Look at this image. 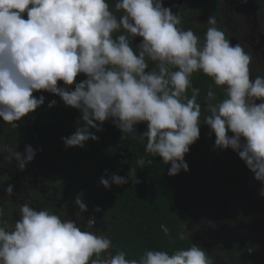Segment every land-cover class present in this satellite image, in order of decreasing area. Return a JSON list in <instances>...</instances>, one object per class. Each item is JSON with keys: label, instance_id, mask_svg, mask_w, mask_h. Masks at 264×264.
Instances as JSON below:
<instances>
[{"label": "clouds", "instance_id": "9594fccd", "mask_svg": "<svg viewBox=\"0 0 264 264\" xmlns=\"http://www.w3.org/2000/svg\"><path fill=\"white\" fill-rule=\"evenodd\" d=\"M164 3L115 0L113 10L108 0H0V120L17 128L45 102L33 93H51L81 113V125L62 138L66 148L97 141L95 132L111 121L122 140L127 135L146 142V153L170 164L168 175L176 176L188 171L185 155L200 138V90L191 78L202 72L225 92L217 102L214 91L207 92L204 124L216 137L214 146L237 153L264 185V75L251 77V55L232 44L215 19H208L201 43L191 29L179 27L181 17ZM137 37L141 42L133 46ZM81 74L86 78L76 82ZM142 123L147 131L138 133ZM35 155L31 145L16 151L17 167L23 171ZM129 179L113 174L99 183L109 189ZM259 195L264 197V187ZM79 197L74 202L86 212ZM111 248L106 235L27 202L10 229L0 208V264H211L195 244L172 254L147 250L132 259L124 251L112 255Z\"/></svg>", "mask_w": 264, "mask_h": 264}, {"label": "trees", "instance_id": "16d2710c", "mask_svg": "<svg viewBox=\"0 0 264 264\" xmlns=\"http://www.w3.org/2000/svg\"><path fill=\"white\" fill-rule=\"evenodd\" d=\"M252 1L264 17V0ZM108 2L114 10L115 0ZM218 3L219 0H181L176 12L182 20L179 27L191 29L202 43L211 25H195L192 18L209 11V18L216 21L215 27L222 30L229 40L218 13ZM164 6L169 7L166 3ZM116 14L122 15L119 12ZM24 18H27L26 14ZM151 67L154 65L150 63ZM85 78L81 74L76 82ZM191 80L192 87L200 90L197 100L201 106L208 103L209 88L216 96L213 102L225 98L224 88L211 84L213 80L202 72L194 73ZM58 86H63V83L59 82ZM69 87L74 88V85ZM33 95H43L44 104L17 122V128L0 120V140L21 148L20 151L25 150L27 145L32 146L36 155L25 169L37 170L47 193L54 195L61 209L72 205L74 198L80 195L87 211L81 212L75 207L76 213L85 215L87 224L99 223V227L92 232L97 235L103 233L112 241L109 250L112 255L124 251L126 258L132 259L139 258L147 250L172 254L177 250H186L192 244L201 247L185 231L189 224L196 223L197 215L190 207V192L181 186L184 171L169 176L170 164H164L162 158L146 153V142L141 143L127 135L122 140L121 132L111 121L102 125V131L95 132L97 141H88L84 148H66L62 138L70 136L81 125V113L65 106L59 96L47 92H34ZM187 95L191 97V89ZM53 100L56 104L50 108L49 103ZM206 113V107L202 106L200 138L190 146L185 161L201 186H217L224 191L230 209L241 211L236 223L241 226L252 204L249 192L252 172L237 153L214 146L216 137L204 124ZM136 129L138 133H143L147 131V125L138 124ZM209 146L221 152L224 162L219 171H214L212 167L211 172L203 175L209 158ZM141 158L145 161L143 166L137 163ZM148 160H152V163L149 164ZM113 174L125 178L130 175L131 179L122 186L112 184L105 189L99 183L101 177L110 179ZM6 178L5 174L0 177L1 180ZM29 195L34 199L40 198L36 190L30 191ZM97 207L100 208L99 212L95 211ZM204 231L206 229L199 230ZM262 234L264 237V230ZM207 237L210 235L203 237L205 242ZM255 244V238L250 233L239 232L235 245L228 248L222 259L201 248L208 253L211 264H256Z\"/></svg>", "mask_w": 264, "mask_h": 264}, {"label": "rangeland", "instance_id": "374dc122", "mask_svg": "<svg viewBox=\"0 0 264 264\" xmlns=\"http://www.w3.org/2000/svg\"><path fill=\"white\" fill-rule=\"evenodd\" d=\"M223 4V10L225 16L229 14L231 9V4L234 7L239 6L243 9L242 18L243 23H245V28L250 27L251 33L242 29H236V33L232 35L233 41H239V45L244 49L245 52L251 55L252 62L250 64V75L254 79L256 76L264 75V58L260 62L252 55L250 50V42L253 45L258 46L257 54L260 51H264V20L260 18L257 14L253 15L251 11L252 6L249 3L244 2V0H221ZM169 7L173 8L176 13L175 7L177 6L176 0H167ZM234 2V4L232 3ZM227 4V5H226ZM229 8V9H228ZM254 17V18H253ZM206 18L202 17L201 22H205ZM261 40V42L259 41ZM135 42V41H134ZM139 42H135V46H138ZM262 59V58H261ZM260 101H257L259 103ZM209 115L208 111L206 116ZM24 153L25 150L19 151V148L9 144L7 141L0 140V172L7 171L10 173V177L13 182L7 185L14 186V180L18 177L20 179L29 180L34 176L38 175L36 170L22 172L17 168L15 164V152ZM209 158L207 161V166L202 172L203 175L211 172L214 167V171H219L224 162V156L220 151L215 150L212 146L208 147ZM184 177L182 178V187L190 192V207L193 214H196V223L189 224L185 231L187 236L195 241L198 245L203 247L209 254L215 255L217 258H224L228 248L235 245V240L238 237L239 232L250 233L256 241L255 247L257 248V254L255 256L256 264H264V197L259 195L260 190L264 185L256 181L254 174L251 173V182L249 186V192L251 197V207L248 208V216L243 217L242 225L237 226V218L240 216L241 211H234L230 209L228 201L226 199V194L224 191L217 186H201L199 184L198 178L192 175L190 169L184 172ZM40 181L37 179V187H41ZM6 188V189H7ZM6 189L0 188V201H4V195L7 193ZM17 190H13L11 193H16ZM18 195L14 194V198ZM77 197V196H76ZM75 197V198H76ZM75 198L73 201H75ZM15 200L20 201L21 205L24 204L20 198ZM75 204V202H74ZM76 205V204H75ZM36 210L47 209L46 207H38L32 205ZM67 214L73 216L74 210L71 207L66 208ZM16 218L15 221L16 222ZM75 222L78 225H83L79 218H75ZM206 229V232H199V230ZM210 237L206 238V242L203 237L206 235Z\"/></svg>", "mask_w": 264, "mask_h": 264}, {"label": "flooded vegetation", "instance_id": "af4514ba", "mask_svg": "<svg viewBox=\"0 0 264 264\" xmlns=\"http://www.w3.org/2000/svg\"><path fill=\"white\" fill-rule=\"evenodd\" d=\"M176 1H177V6L175 7V9L177 10V8L179 7V5L181 3V0H176ZM165 3L167 5H169L167 0H165ZM232 3L234 4V2H232ZM246 3H249L252 6L251 11L253 12L254 16H256L258 14L260 16V18L262 20H264L262 13L259 11V9H258V7L254 1L246 0ZM218 8H219L218 13H219L220 19L223 23L224 28L226 29V31L229 34V41L232 44H238L239 43V41H233L232 40V35L236 33L235 32L236 29L239 28V29H242V30H245V31H248L251 33V28L250 27L245 28V23H243V18H242L243 9L240 10L241 8H239V6L234 7V5L231 4V9L229 10V14H227L225 16L224 10H223V4H222L221 0H219ZM171 10L173 11L174 9L171 7ZM173 12H175V11H173ZM202 17L206 18L205 22L204 21L201 22ZM208 19H209V11H206L203 14L195 16L192 18L195 25H200V26L207 25ZM261 38L264 39V36H261ZM134 41L140 43L141 38L137 37ZM134 41H133V45L135 46ZM259 41L261 42V40H259ZM248 45H250V50L252 51V55L256 58V60L259 62L261 60H263L264 51H260V54L256 53L258 51V46H256L257 43H256V45H253L252 41H251L250 44L248 43ZM211 84H214V83L212 82ZM205 105L206 104H202V106H205ZM20 149L21 148H19V151H20ZM15 164H16V162H15ZM24 170L31 171L30 169H24ZM19 171H21V170L19 169ZM4 174L6 175L7 178L4 180L0 179V188L1 189H6L7 185L10 182H13L12 178L10 177V173H8L7 171H1L0 177L3 176ZM37 179L42 184L40 188L37 187ZM249 186H250V184H249ZM13 190H17V192L14 194L18 195V197L14 198L13 193L7 192L4 195L5 200L0 201V208H2L4 210V219L7 221L10 229L12 227H14V225H15V222H14L15 218L19 219V207L21 206V203H20V201L15 200L16 198H20L22 201H24V203L27 202L31 207H32V205L35 206V208L46 207L47 210L58 215L62 220L70 219V220L75 221V218H79L81 220V222L83 223V225H81V226L78 225V226L83 231H91L92 232L94 229H97L99 227V223H97V222H89L87 224L85 215L76 213L75 207H78V206L74 204V201H73L72 205L65 206L64 209H61L60 204H58V202L53 197L54 195L53 194L49 195V193H47L46 187H45L42 179L40 178L39 173L37 176H34L33 178H30L29 180L20 179V177H18L16 180H14ZM33 190L38 191V195L40 196V198L34 199V198L30 197L29 193H30V191H33ZM67 207H71L74 210L73 216L67 214V211H66ZM101 234H103V233H100L98 235H101ZM103 255L104 254H102V256Z\"/></svg>", "mask_w": 264, "mask_h": 264}]
</instances>
